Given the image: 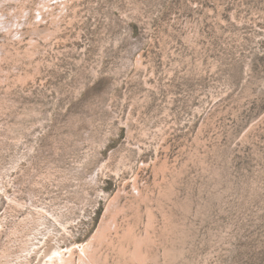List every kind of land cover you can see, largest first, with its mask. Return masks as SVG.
<instances>
[{"label": "rangeland", "instance_id": "rangeland-1", "mask_svg": "<svg viewBox=\"0 0 264 264\" xmlns=\"http://www.w3.org/2000/svg\"><path fill=\"white\" fill-rule=\"evenodd\" d=\"M0 264H264V0H0Z\"/></svg>", "mask_w": 264, "mask_h": 264}]
</instances>
